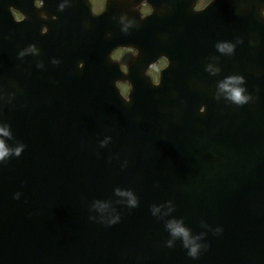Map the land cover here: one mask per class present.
<instances>
[{"label":"water","instance_id":"water-1","mask_svg":"<svg viewBox=\"0 0 264 264\" xmlns=\"http://www.w3.org/2000/svg\"><path fill=\"white\" fill-rule=\"evenodd\" d=\"M242 37L215 55L183 33L126 101L83 56L0 33V140L21 148L0 161V264H264V76L243 72Z\"/></svg>","mask_w":264,"mask_h":264},{"label":"flooded vegetation","instance_id":"flooded-vegetation-1","mask_svg":"<svg viewBox=\"0 0 264 264\" xmlns=\"http://www.w3.org/2000/svg\"><path fill=\"white\" fill-rule=\"evenodd\" d=\"M11 1L14 3L17 9L23 10L25 7L28 10V11L26 10L27 11L26 13L30 11L29 15H31L35 19L36 21L35 25H41L44 27L46 23L53 21L55 19L54 15L48 12L49 11L48 7L47 9H44L43 7L45 5H48L50 0H41L42 6L40 8H37L35 6V0H11ZM59 1L67 6L81 5V0H59ZM172 1L173 0H160V3L156 1H152L150 7L152 9L153 6L155 12V10H157L156 6H159L160 12L161 14H163L164 12L168 11V6L171 4ZM142 2H147V0H136V2L128 1V2H123L121 4L119 3V0H103V8L99 13V15L102 14L100 17L101 21L97 22L93 26L96 33L95 42L99 45L101 51L106 52L108 49H110L109 45L118 43L120 40H123L121 43H126L127 45L118 46L117 48L132 49L131 52H124L122 55H126L134 59L137 54V51L129 46L128 44L129 38L135 34H139L140 32H143L145 33L147 39L149 40L152 39L154 33L153 31L150 30V26H147L146 24L142 25L143 18H141L138 11V7ZM6 5L10 6V3H7ZM106 6L108 11H106V13L104 14V9L106 8ZM97 7H100L99 3L97 4ZM223 7L224 9L226 8L225 3L223 4ZM195 8H196V4H195ZM11 15L14 18L12 14V10H11ZM164 30L165 33L161 31V34L164 35V40L166 41V38L169 35L167 29ZM161 40L164 41L163 38H161ZM158 61L156 62V64L158 63Z\"/></svg>","mask_w":264,"mask_h":264},{"label":"clouds","instance_id":"clouds-1","mask_svg":"<svg viewBox=\"0 0 264 264\" xmlns=\"http://www.w3.org/2000/svg\"><path fill=\"white\" fill-rule=\"evenodd\" d=\"M89 2L92 5V7H91L92 14L93 15H99L100 11L103 8V0H89ZM98 3L100 4V7H97ZM210 3H212V0H197L196 8L204 10L205 7ZM35 6L37 8H40L42 6L41 0H35ZM138 11H139L141 18H144V17L151 14L152 9L147 2H142L138 7ZM261 15L264 16V10H261ZM13 16L17 22H19L22 19L21 14L18 12L14 11ZM46 31H47L46 29L41 30L42 34H45ZM217 47L221 52H224V51L231 52L232 48H233L232 45L227 44V43L220 44ZM34 50L35 49L31 48V47L29 49V51H34ZM131 51H132V49H130V48H116L111 53L110 58H111V60H114V61L119 60L120 56L124 52H131ZM21 55H23V53H21ZM166 64H167V60L165 58L161 57L159 59L158 63L153 66V68L156 69V71L150 73V76H151L152 83L154 85L157 84L159 71L161 69L165 68ZM78 66L82 67V65H78ZM121 70L125 71V68L123 65H121ZM242 82H243L242 77H234V78H231L229 81H227L225 84L221 85V88L227 90L228 98L238 105L246 103L249 99L248 96L243 94L244 89L236 86V85L241 84ZM119 89L122 93L127 95L128 91H129V86L127 84H120ZM0 133H2L5 136L8 135V132L4 128H0ZM20 151H21L20 147L16 148L15 150L9 149L5 145L4 141L0 140V161L5 160L10 154L19 155ZM126 195H129V204L135 205V199L132 198L130 194H126ZM101 207H103V205H101ZM168 228L171 230V234L173 237L183 238V242H184L185 246L192 244V241L189 240L188 231L184 227H182V225L179 222L169 223ZM197 250H198V246L193 244V246L189 249V255L195 256Z\"/></svg>","mask_w":264,"mask_h":264},{"label":"rangeland","instance_id":"rangeland-1","mask_svg":"<svg viewBox=\"0 0 264 264\" xmlns=\"http://www.w3.org/2000/svg\"><path fill=\"white\" fill-rule=\"evenodd\" d=\"M124 94V93H123Z\"/></svg>","mask_w":264,"mask_h":264}]
</instances>
